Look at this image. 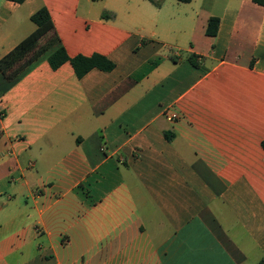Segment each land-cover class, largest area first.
Masks as SVG:
<instances>
[{
  "label": "crops",
  "instance_id": "obj_1",
  "mask_svg": "<svg viewBox=\"0 0 264 264\" xmlns=\"http://www.w3.org/2000/svg\"><path fill=\"white\" fill-rule=\"evenodd\" d=\"M42 7L114 67L0 73V264H261L264 6L0 0V60Z\"/></svg>",
  "mask_w": 264,
  "mask_h": 264
},
{
  "label": "trees",
  "instance_id": "obj_2",
  "mask_svg": "<svg viewBox=\"0 0 264 264\" xmlns=\"http://www.w3.org/2000/svg\"><path fill=\"white\" fill-rule=\"evenodd\" d=\"M11 2L21 4L25 0H9ZM163 0H149L155 7H159ZM182 3H188L190 0H177ZM254 3L264 6V0H252ZM103 18H113V13H107L103 11L101 14ZM31 22L36 26L34 32H32L28 37L21 41L12 51H10L6 56L0 60V73L3 77L11 80L18 76L27 66L31 65L33 62L37 61L43 55L48 53L47 62L51 69H57L59 66L65 62H69L73 68V71L77 78L82 77L85 73L93 68H97L103 71H111L114 64L106 59L105 57L94 54L90 57L76 56L69 58L63 47L60 45L59 39L52 27L51 19L48 11L42 7L33 13L30 17ZM219 24V19L217 17H210L207 22L205 33L209 37H214L217 33V28ZM43 33H50L53 38L52 44L45 48L40 54H34L33 56L25 58L31 51L30 48L34 45V40ZM195 56L190 55L188 61L195 65ZM19 62H22L19 63ZM18 64V65H16ZM261 147L264 150V140L261 142ZM261 264H264L262 260Z\"/></svg>",
  "mask_w": 264,
  "mask_h": 264
},
{
  "label": "rangeland",
  "instance_id": "obj_3",
  "mask_svg": "<svg viewBox=\"0 0 264 264\" xmlns=\"http://www.w3.org/2000/svg\"><path fill=\"white\" fill-rule=\"evenodd\" d=\"M172 1H174V0H172ZM180 7H184V6H180ZM52 42H53V38H52V35L50 33L41 34L40 36L35 38L34 45H33V47L30 48L31 51L28 53V55L25 58H22V60H26L27 57L30 58V56H33L34 54H40L43 50H45V48H47L49 46V44L51 45ZM19 63L22 64V62H19ZM16 65H18V64H16Z\"/></svg>",
  "mask_w": 264,
  "mask_h": 264
},
{
  "label": "built area",
  "instance_id": "obj_4",
  "mask_svg": "<svg viewBox=\"0 0 264 264\" xmlns=\"http://www.w3.org/2000/svg\"><path fill=\"white\" fill-rule=\"evenodd\" d=\"M170 117H171V119H173V118H175V115H171Z\"/></svg>",
  "mask_w": 264,
  "mask_h": 264
}]
</instances>
